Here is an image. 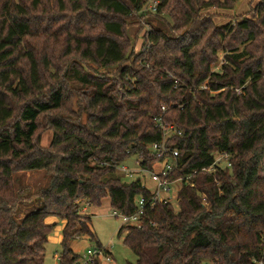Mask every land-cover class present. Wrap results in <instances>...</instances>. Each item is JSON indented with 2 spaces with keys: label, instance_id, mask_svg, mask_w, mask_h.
<instances>
[{
  "label": "trees",
  "instance_id": "obj_1",
  "mask_svg": "<svg viewBox=\"0 0 264 264\" xmlns=\"http://www.w3.org/2000/svg\"><path fill=\"white\" fill-rule=\"evenodd\" d=\"M153 1L0 0V264H44L49 216L65 222L57 264H77L72 242L94 238L80 206L133 214L150 191L118 167L154 169L158 117L181 132L167 140L179 188L120 226L135 264L264 263V0L223 26L203 12L240 0ZM35 170L40 206L17 218L13 176Z\"/></svg>",
  "mask_w": 264,
  "mask_h": 264
},
{
  "label": "rangeland",
  "instance_id": "obj_2",
  "mask_svg": "<svg viewBox=\"0 0 264 264\" xmlns=\"http://www.w3.org/2000/svg\"><path fill=\"white\" fill-rule=\"evenodd\" d=\"M258 0H240V2L232 9H216L211 8L203 14L211 15L212 21L217 26H223L233 24L239 16L244 15L249 7H253ZM129 32H132L133 28H129ZM63 31V30H62ZM142 40L139 39L136 45L135 51L140 49ZM222 55L219 54V62L214 67V70L218 71L222 64ZM52 132L44 130L39 135V143L41 147H48L51 143ZM140 160L137 155L130 156L126 159L120 167H125L131 172L132 177L126 178L125 181H131L135 178H139L149 191H153L155 184L150 179V173L147 171H141ZM124 177V174L122 172ZM262 175V172L260 173ZM14 182L16 190L20 196V201L17 205V218H21L27 213H30L39 208V200L35 195L40 189L47 186L49 176L42 170L19 172L14 174ZM175 189L179 188V185H174ZM85 208V211L83 210ZM80 214L90 217L89 228L94 234V238L80 237L77 238L71 244L73 252L82 258L86 251L92 247H96V243H99L102 248L107 249L111 254L110 261H104L97 259L100 264H135L136 257L132 252L123 245L124 234L118 235V230L122 225L119 218L112 216L113 210L109 205V200L106 198L102 201V204L98 208L89 207L86 205L80 206ZM47 225H53V230L48 237L47 244L45 246L44 264H57L58 253L60 252V239L61 232L64 226V220L54 216H49L45 219Z\"/></svg>",
  "mask_w": 264,
  "mask_h": 264
},
{
  "label": "built area",
  "instance_id": "obj_3",
  "mask_svg": "<svg viewBox=\"0 0 264 264\" xmlns=\"http://www.w3.org/2000/svg\"><path fill=\"white\" fill-rule=\"evenodd\" d=\"M158 2L153 0H147L146 10L155 12ZM162 111H165L164 107H161ZM154 126L160 130L162 134V140L158 143H154L149 146V150L152 155L158 160L150 173V179L155 184L153 191H150V197L145 199L140 197L135 202V212L131 215H123L116 211H113L112 216L119 218L123 226H131L140 228L142 225V218L145 215L146 208L154 207L155 205H174L176 203L177 189L168 181L170 172L176 167L177 151L170 148L167 145V140L174 136L180 135L181 132L172 124L165 123L161 117L154 119ZM214 166L224 165L230 166L228 163L229 157L227 154L215 153ZM213 166L209 169L212 170ZM118 170L124 174L126 178H131V172L125 167H118ZM208 170V171H209ZM143 171V170H141ZM142 186L146 187L144 184ZM147 188V187H146ZM107 249L92 247L88 249L85 255L80 258L77 264H92L97 259L104 261H110L111 256L106 253ZM264 264V263H259Z\"/></svg>",
  "mask_w": 264,
  "mask_h": 264
},
{
  "label": "crops",
  "instance_id": "obj_4",
  "mask_svg": "<svg viewBox=\"0 0 264 264\" xmlns=\"http://www.w3.org/2000/svg\"><path fill=\"white\" fill-rule=\"evenodd\" d=\"M83 210L85 211V208H83ZM64 224H65V222H64ZM64 227V226H63ZM63 229V228H62ZM60 241H61V239H60Z\"/></svg>",
  "mask_w": 264,
  "mask_h": 264
}]
</instances>
